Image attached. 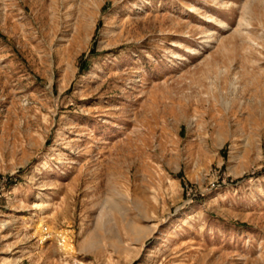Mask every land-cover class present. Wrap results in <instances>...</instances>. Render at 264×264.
Listing matches in <instances>:
<instances>
[{"label":"rangeland","instance_id":"rangeland-1","mask_svg":"<svg viewBox=\"0 0 264 264\" xmlns=\"http://www.w3.org/2000/svg\"><path fill=\"white\" fill-rule=\"evenodd\" d=\"M0 264H264V0H0Z\"/></svg>","mask_w":264,"mask_h":264},{"label":"bare ground","instance_id":"bare-ground-1","mask_svg":"<svg viewBox=\"0 0 264 264\" xmlns=\"http://www.w3.org/2000/svg\"><path fill=\"white\" fill-rule=\"evenodd\" d=\"M71 7V6H70ZM72 9V8H71ZM69 11V10H68Z\"/></svg>","mask_w":264,"mask_h":264}]
</instances>
